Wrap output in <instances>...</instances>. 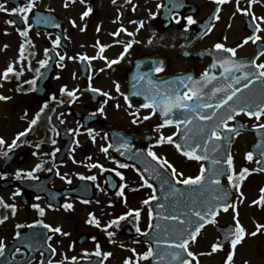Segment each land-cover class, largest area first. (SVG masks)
Instances as JSON below:
<instances>
[{"label": "flooded vegetation", "instance_id": "flooded-vegetation-1", "mask_svg": "<svg viewBox=\"0 0 264 264\" xmlns=\"http://www.w3.org/2000/svg\"><path fill=\"white\" fill-rule=\"evenodd\" d=\"M162 1L153 0L154 18L159 15ZM187 1L197 4L198 13L206 10L201 18L215 7L219 9L220 18L214 19L212 30L193 45L195 50L213 49L216 43L236 48L238 57L252 55L256 48L264 50L262 44H257L258 41L244 43L245 38L253 34L254 22L250 15L238 11L237 0H227L224 4H217L216 0ZM26 3L27 0H0V4H4L9 10L23 7ZM132 3L137 5L136 0ZM239 5L241 8L249 7L248 0H239ZM256 10L257 3L251 4V12L256 17H264L263 11L255 13ZM43 11H52L62 20L63 42L60 39L59 45H53V53L47 51L43 54V36L50 34L54 41L60 35L53 30H43ZM68 11L69 9L44 7L43 0H35V8L28 14L29 18L25 23L20 14L0 10V96L9 97L7 100L0 99V137L7 142L0 145V198L3 200L0 204V219L7 217L0 223V240L6 245L4 255L0 256V264H17L22 261H26L24 264H47L48 260L53 264H74L94 257L97 245L102 253L99 264H110V256L107 259L103 256V253L109 252L103 235L107 221L111 220L113 208L108 202L119 196L120 185L125 186L123 196L126 198H148L153 195L152 189H143L147 185L144 184L142 173L132 163L126 162L127 148L120 145L127 143L128 150L133 151L143 147L147 151L151 147L158 156L166 158L172 164L174 158L170 157H174L176 151L174 144L156 143L161 133L164 136L177 133L176 126L168 125L158 129L157 125L163 122L162 114L157 109L155 115H150V108L141 107V104L147 102L145 95L135 93L147 92L153 87L148 83L149 77L160 84L161 81H175L178 77L201 76L207 69L208 59L199 61L180 54L182 45L195 31L194 24L185 28L187 20L180 14H174L170 24L162 30H157L153 19L157 41L153 52L165 57L167 61L161 72H155L129 70L126 66L129 59L141 55L137 49L139 41L136 35L140 29L136 27V19L133 21L132 18L129 22L127 19L123 25L127 34L124 31L120 34L123 40L121 44L132 42V47L116 66H108L109 59H117L124 52V47L120 54L110 53V46L100 53L99 45L105 41H101L99 32L93 29L90 45L83 44L80 49H76L79 51L74 52L73 45L68 40L71 30L64 29ZM197 15L195 20L198 19ZM177 16H180L178 25ZM237 16L240 18L237 19ZM8 20L16 22L9 24ZM28 24L32 27L28 28ZM25 29L28 31L27 37L21 35ZM183 30L185 34H178L183 38L177 41V32ZM257 35L262 37L259 41H264V31ZM234 36L236 39L231 41L230 38ZM208 40L213 43H208ZM21 45L24 46L22 60ZM238 45L242 46L237 47ZM245 46L248 52L244 54L240 49ZM259 53L257 63L264 62V55ZM85 54L98 58L86 61L83 67L80 57ZM53 56L56 58L55 70L43 95L40 75L45 66L42 67L39 61L47 59L49 63ZM61 56L64 57L63 60H60ZM9 64L16 68L19 75L10 74V78L5 80L2 74ZM36 69H39V73ZM144 73L147 76L138 82V77ZM32 80H35L34 85L30 83ZM117 84L120 86L119 91L116 89ZM65 87L67 91L61 92ZM93 88L100 89V92L92 91ZM72 91L75 95L69 96L68 92ZM105 92L109 95L105 96ZM53 95L55 100L52 99ZM125 96H128L127 100ZM45 102L48 107L40 112ZM37 113H40L37 123L31 125L26 135L17 140V146L5 156L3 153L8 151L7 145L20 132L29 129ZM145 116L149 118L144 119ZM134 120L138 122L134 123ZM236 120H242L251 127L257 124L255 118L246 114H240ZM235 121H229V124L235 125ZM88 129L93 130L91 135ZM241 135L249 136L250 142L254 140L252 133L239 134L235 138ZM109 144L112 147L108 148L107 153L101 151L102 147H108ZM116 161L128 164L129 167L122 168ZM37 164H42L40 169L33 172L37 179L28 177L26 173L35 169ZM99 165H103L104 170ZM18 170H21L20 177L16 176ZM117 172L123 174V179ZM91 176L96 179H87ZM5 204L16 206L14 214L13 209L5 207ZM34 204L44 209L43 216L33 207ZM65 204H71L72 208H66ZM90 214L96 217L99 226L89 223ZM37 220L60 227L62 232L52 233L43 225L35 224ZM17 225L23 227L17 228ZM17 231L21 233L20 237L16 236ZM48 236L52 239L48 240ZM29 243L32 244L31 248L27 247ZM49 244L55 249V253L48 247ZM17 247L21 248V252L15 253ZM48 251L52 253L44 261ZM73 256L77 257L76 261L71 260ZM91 264H95V260Z\"/></svg>", "mask_w": 264, "mask_h": 264}, {"label": "snow or ice", "instance_id": "snow-or-ice-1", "mask_svg": "<svg viewBox=\"0 0 264 264\" xmlns=\"http://www.w3.org/2000/svg\"><path fill=\"white\" fill-rule=\"evenodd\" d=\"M216 2L217 4H224L227 0H216ZM256 2L257 0H248L249 7L241 8L239 0H237L238 11L246 15H250L252 21L254 22L253 34L246 37L244 43H247L248 41L255 43L256 41L262 40V37L257 35V33L264 31V27H262V25H264V17H256L255 14L251 12V4ZM33 8H35V0H27L25 6L14 7L10 10L6 8L4 4H0V10L20 14L25 23H27L29 18L28 14L32 12ZM91 11V7L87 8V10L82 13V17L88 16ZM218 13L219 9H217L214 16L216 20L220 18ZM186 20V29L188 26L197 23L191 15L187 16ZM15 22L16 21L14 20L7 21L9 24H13ZM140 24L142 27L143 22L141 21ZM31 27L32 25L28 24V28ZM211 30V26L207 28L208 32ZM97 31H99V28H97ZM120 31L127 32V29L121 27L120 30L112 33V35L118 36ZM21 35L27 37V29L22 31ZM129 35H132V33H129ZM52 43L53 45H59L60 38L57 37V39ZM240 46L242 45H238L237 47ZM106 47L108 46L103 44L99 45L100 53H103ZM131 47L132 42L126 43L124 45V52H122L117 59L108 61V66L116 64L120 59H123L125 53H127ZM214 47L217 50H223L227 53H231L230 57H218L214 63L210 65V69H216L217 67L223 69V71L219 73V77L215 71H210L209 69H205L199 80H195L192 76H187L178 77L175 81H161L160 84H156L155 81L149 77L148 83L153 85V87L149 88L147 92L135 93L136 95H145L147 102L141 104V107L150 108L152 110L150 115H155L157 109L162 114L163 122L157 125L158 129L168 125H175L177 133H180L181 129H183V143H179L177 140L173 139V136H176L177 133H173L169 136H164L163 133H161L160 138L156 141L157 144H163L165 142L174 144L176 149L186 158L194 159L196 161H208L211 164V167L209 168L202 163L197 175L185 176L183 172L178 171L177 168L166 158L158 156L157 153L149 147L147 155L152 157L153 160L158 161L161 169L166 168L170 171V178L164 180L163 184H161V188H163L165 184L170 185L171 193L174 196L179 194V196L183 197L184 200H175L173 202L178 207L182 205V210L178 214H157L163 220L171 222V224L166 225L163 229L165 238H160L159 232H157V235L153 237V242L148 243L147 250L143 253L137 254L136 264H140V260L146 261L149 260V258L159 261L160 264H193V259L196 254L190 250V244L197 241V237L201 233V230L204 229L207 224L217 223L216 217L219 215L221 210L225 212H227L229 208H233L235 210V205L227 202L229 196L228 191L221 187L220 177L224 175L225 172L220 166L223 164L228 166L230 172L227 174V179L230 185L235 187L237 191L240 189V183H234V181L242 182L250 171H264V167L252 170L245 167L237 174L235 172L231 153L228 152L226 158H222V154L220 153L222 141L227 139L230 144V135L233 133L235 135H239V131L236 126L229 124V121H235L237 116L240 114H246L248 117L255 118L257 121L264 118V62L257 63L258 57L251 60L235 59L236 48L226 47L223 43H216ZM47 51L48 50L46 49L45 52L47 53ZM23 52L24 46L21 45V60L23 59ZM259 55H264V50H262ZM95 58L96 57H88L86 54L80 57L81 60H91ZM103 58L107 59V57ZM63 59L64 57L61 56L60 60ZM39 63L43 67L48 64V60H41ZM162 70V67L159 66L154 69L155 72H161ZM36 71L39 73V69H36ZM237 72H240V74L237 75ZM10 74L19 75L16 68L12 64H9V66L4 70L2 78L7 80L10 78ZM145 76H147V73L141 74L138 77V82L139 80H143ZM30 83L34 85L35 80L30 81ZM258 85L259 87H257ZM135 87L136 85L134 84L133 88ZM116 89L117 91L120 90L119 84L116 85ZM182 89L185 90L182 91ZM65 91H67L66 87L61 89V92ZM92 91L100 92V89L93 88ZM68 95L74 96L75 92H68ZM104 95L108 96L109 94L105 92ZM55 98V95H53L52 99L55 100ZM0 99L7 100L9 97L0 96ZM125 99L127 100L128 96H125ZM61 103H63V101H61ZM47 107L48 104L45 102L43 107L40 109V112H43ZM117 107H119V105H117ZM100 110L103 111L102 108ZM39 117L40 113H37L36 118L31 121L29 129L25 130V132H20L16 139H14L11 144L7 145L8 151L3 153L5 156H7L8 152L17 146V140L26 135V132L31 129V125H35L37 123ZM148 118V116L144 117V119ZM135 122L138 121L134 120V123ZM241 127H243V125H241ZM253 127L264 130V123L254 124ZM224 130H227V136L225 135ZM87 131L91 135L93 130L88 129ZM92 138L95 140V136ZM6 143L7 142L4 138L0 137V145H5ZM52 143L54 144L55 140H53ZM37 147H39V145H37ZM109 147H112V145L109 144L108 147H102L101 151L107 153ZM120 147L127 148L128 145L127 143H124L121 144ZM57 151H59V149H57ZM53 155H55V153H53ZM121 155H123V153H121ZM260 156L261 160L257 161V163L264 164V150L260 152ZM246 158L251 161L253 159V152H248L246 154ZM116 163L122 168L129 167L128 164H120L119 161H116ZM96 166L97 165H92V167ZM132 166L135 167V165ZM41 167L42 164H37L36 168L32 171H28L26 175L33 179H37V177L33 175V172ZM99 167L104 170L103 165H99ZM49 171H51V169H49ZM113 171H115V169H113ZM137 171L139 172L140 169H137ZM153 171L156 176L160 175V171ZM147 172H149V169L145 168L144 173ZM207 173H210L211 175L207 176ZM117 175L121 176L123 179L122 173L117 172ZM16 176H21V170L17 171ZM87 179L95 180L96 177L91 176ZM144 184L153 188V195L149 196L142 202L145 205H149L150 201L157 200L158 197L155 195L156 189L148 182L147 179L144 180ZM176 184L187 186V195L185 194V191H181V189L177 188ZM124 187V185H120V192L118 195H124ZM206 193L212 194L206 195ZM260 193L261 195L258 199L252 201L253 204L264 205V188L260 189ZM240 196H243V192H240ZM165 199L167 200L168 197L165 196ZM2 203L3 200L0 198V204ZM4 206L13 209L14 214L16 207L14 204H5ZM64 206L69 209L72 208L71 204H65ZM33 207L39 210L41 216L44 215V209L40 208L38 204H34ZM49 207H52V205H49ZM156 207L164 209L165 206L164 204L158 203ZM173 211L175 212V208ZM133 213H135L136 220L139 221L141 209H133L128 213L113 219L110 224L105 227H111L112 225L118 226L120 220H124L127 216H130ZM90 216L91 219L89 220V223H95L99 226V221L96 217L92 214H90ZM238 216L239 213L237 211L234 216V228H229L224 233V239L230 241L232 248V251H230L227 255L225 264H233L236 246L247 234L246 229L240 223ZM6 219V216L0 219V223H3ZM34 223L43 225L52 233L62 232L60 227H53L52 225L45 224L43 220H37ZM20 227L23 226L17 225V228ZM161 227L160 223L153 224V211L150 208L148 228L160 230ZM261 229H264V225L257 224L256 232L251 233V235L255 236L259 231H261ZM136 232L141 235L149 234L147 231H142L138 225L136 227ZM62 234L68 235V233ZM20 235L21 233L17 231L16 236L20 237ZM108 235L111 237L113 233L109 232ZM47 239L51 240L52 237L48 236ZM93 239L95 238L93 237ZM153 243L157 248H159L160 245H164L165 248L162 251H156L153 247ZM27 247L31 248L32 244H27ZM48 247L53 253H55V249L52 248L50 244ZM223 247V243L217 240V242L211 245V251L216 252L223 249ZM5 249V243L0 240V256L4 255ZM132 251L135 252V249H132ZM19 252H21V248L17 247L15 249V253ZM15 253H13V255H15ZM95 255H102L99 245L96 247ZM111 255L112 253L110 252L103 253L105 259ZM65 259H68V257H65ZM71 260L76 261L77 257L73 256L71 257ZM9 264H11V262H9ZM47 264H53V262L48 260ZM60 264H63V262H60ZM124 264H132V259H126ZM196 264H199V262L197 261Z\"/></svg>", "mask_w": 264, "mask_h": 264}, {"label": "rangeland", "instance_id": "rangeland-1", "mask_svg": "<svg viewBox=\"0 0 264 264\" xmlns=\"http://www.w3.org/2000/svg\"><path fill=\"white\" fill-rule=\"evenodd\" d=\"M46 3H49L50 7L60 10L66 9L69 4L71 5V8H69L67 12L70 22L68 23L67 21L66 29L71 30L68 40L73 45L74 52L79 51L76 49H80L84 43H88L89 40L92 41L93 34L90 28L94 27V25L101 27V38L105 41L106 45L120 42L119 37H109V32L117 25L123 27L127 19L129 22L132 18L133 21L135 19L137 20L139 27L142 29L139 31V34L136 35L139 41L137 45L139 53L152 52L156 48V38L152 29V17L155 14V8L153 3L149 0H136L137 5L131 3L130 0H95L91 5L82 3V0H43V6L46 5ZM257 3L259 4L257 5L256 11L258 12L261 10L264 12V0H257ZM89 7L92 8L89 15L86 17H79V14H82L83 11H86ZM205 12L206 10L199 11L197 18L200 19ZM134 13H136V16H133ZM225 13L228 12L225 11ZM239 18L240 17L237 16V19ZM65 19L67 20L66 16ZM141 21L143 22L142 27L140 24ZM233 29L235 28L233 27ZM86 30L87 35L84 34ZM180 34H184V32H180ZM176 39L179 41L182 38ZM235 39V36L230 38L231 41ZM207 42L210 43L211 41L208 40ZM119 49V46H117L112 52L117 53ZM249 140V136H241L236 139L234 143L233 164L236 173L245 167L250 170L255 168L254 159L249 161L246 158ZM201 164L202 162L196 160L191 163H186L177 156L175 159L176 167L180 172H183L185 176H195L199 173ZM255 175L256 176H249L246 178V180L242 182L239 191L235 190L232 200L233 205H235V210L229 208L227 212H220L216 217L217 223L225 224L232 222L235 224L234 216L238 211L240 223L246 229L247 234L236 246L233 264H264V229H261L255 236L251 235V233L256 232L257 224L264 225V205L252 203L253 200H257L261 195L260 189L264 188V175L262 172H257ZM240 192H243L242 197L240 196ZM117 202V200L114 201L115 204H117ZM136 205L137 203H129L124 206L119 204L116 208L123 212L125 208ZM125 221H119L118 226L113 225L111 228L106 229V237L110 240L107 248L111 250L112 253L110 264H122L121 258L123 257L126 259L131 258L132 264H136L137 254L143 253L147 249L139 239H137V241L134 239L135 235L127 236L124 234L123 228L128 225L125 224ZM148 224L149 217L145 214L136 226L138 225L143 231L148 227ZM109 232L113 233L111 237L108 235ZM217 240H219L218 234L214 231L213 226H209L203 230L198 240L190 246L191 251L196 254L193 259V264H196L197 261L199 264H225L227 255L232 251L231 243L225 244L221 250L212 252L211 245L217 242ZM136 242H140V245H138V243L135 245ZM132 249H135V252H133ZM140 264H147V260H140Z\"/></svg>", "mask_w": 264, "mask_h": 264}, {"label": "water", "instance_id": "water-1", "mask_svg": "<svg viewBox=\"0 0 264 264\" xmlns=\"http://www.w3.org/2000/svg\"><path fill=\"white\" fill-rule=\"evenodd\" d=\"M209 168L211 167V164H210V162H209V166H208ZM259 167L261 168V167H264V164H259ZM224 172H225V174H227V173H229V169H228V166L226 165H223V168H221ZM224 174V175H225ZM207 176H210L211 174L210 173H207L206 174ZM223 176V175H222ZM221 176V177H222ZM220 177V178H221ZM177 188H179V189H181V191H185V194L187 195V192H186V188H187V186H176ZM214 187V186H213ZM221 187H223L225 190H227L228 191V193H229V189H228V186H221ZM161 194V193H160ZM159 194V204H164V209H158V211H157V213L155 214V217H154V222H153V224H155V223H160L161 224V229L160 230H156L155 228H153V229H151L150 230V232H149V234L148 235H146L145 237H144V239L146 240V241H148L149 243L150 242H153V237H155L156 235H157V232H159V236H160V238H165V236H164V232H163V229H164V227L166 226V225H170L171 224V222H169V221H165V220H163L162 218H160V216H158L157 214L158 213H163L164 215H169V214H178L181 210H182V205L181 206H176L173 202L175 201V200H181V201H183L184 200V198L183 197H180L179 196V194H176L175 196L171 193V201L169 200L168 202L166 201V200H163L162 198H163V196H162V194L160 195ZM212 193H206V195H211ZM230 195V194H229ZM229 197V196H228ZM166 202H167V204H166ZM228 202V201H227ZM175 208V212L173 211V209ZM153 247H154V249L156 250V251H162V249H164L165 248V246L164 245H160L159 246V248H157L156 247V245L153 243ZM153 258H151V263L152 264H156V260H154Z\"/></svg>", "mask_w": 264, "mask_h": 264}]
</instances>
